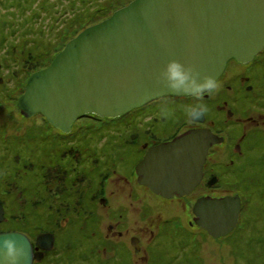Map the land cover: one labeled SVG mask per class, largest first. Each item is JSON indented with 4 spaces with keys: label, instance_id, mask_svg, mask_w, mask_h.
I'll use <instances>...</instances> for the list:
<instances>
[{
    "label": "water",
    "instance_id": "obj_1",
    "mask_svg": "<svg viewBox=\"0 0 264 264\" xmlns=\"http://www.w3.org/2000/svg\"><path fill=\"white\" fill-rule=\"evenodd\" d=\"M263 48L264 0H131L80 31L50 65L32 73L17 107L22 116L42 114L69 133L87 114L118 117L169 96L157 77L170 59L218 79L229 60L248 63ZM222 140L199 126L153 145L136 165L138 182L167 198L190 195L202 180L209 149ZM241 207L240 195H206L193 211L196 224L216 238L236 228ZM3 215L0 201V221ZM0 234L30 242V264L43 257L25 233ZM37 242L50 249L54 234L41 233Z\"/></svg>",
    "mask_w": 264,
    "mask_h": 264
},
{
    "label": "flooded vegetation",
    "instance_id": "obj_2",
    "mask_svg": "<svg viewBox=\"0 0 264 264\" xmlns=\"http://www.w3.org/2000/svg\"><path fill=\"white\" fill-rule=\"evenodd\" d=\"M2 36L4 37V35ZM3 59V57H0V74L3 75L0 76V83L4 79V74L9 72V70H1L2 67L5 68L6 66L1 62ZM8 77L10 78L9 75L6 78ZM217 81L219 83L218 90L211 96L206 95L202 101L207 106V111L204 113L205 120L198 121L196 119L188 118V122L187 120H184L182 123L178 122L176 125L178 130H174L171 136L173 138L180 132L192 127L206 126L223 137L222 142L213 145L209 149L206 162L203 165L202 180L193 190L194 192L200 188V194L193 198L192 192L190 195L184 197L175 195L171 199L177 203V206L175 205L176 207L174 209L178 214L183 212L190 214L189 210L191 212L190 208L192 207V218L188 217L186 221H182L181 217L176 215V217H174L175 219L163 220L161 218L164 222L161 220L156 222L155 219V222H153V217L150 216V214L154 211V207L159 205L160 202L164 203L171 200H168L170 198L153 192L148 185L139 183L137 179L138 176L135 171L136 165L144 157L148 149L153 145L172 138L162 135L163 138L156 141L155 136L159 134L153 133L152 140L145 137L142 138V136L141 138H138L137 135L138 139L135 142L129 137L128 142L125 144L122 141L124 136L120 135V137L115 138L116 140L112 147L119 148L124 146L122 147V152L124 154L122 165L125 170V176L122 175L124 172L122 174L119 173V168H113L108 179L112 177L113 173L115 175H120L121 178L124 179V182L127 183V188H130L128 189V197L117 198L115 203L111 205L113 209L108 215L113 222L108 224V230L112 235L103 228V219L100 229H96L92 233L94 236L91 239L87 238L86 240L84 233L88 234L89 232L87 231L91 230L86 225L72 227L71 230L68 231V224L66 223V220H64L62 221V224L59 223L58 227L55 229L52 227L55 216L51 211L49 213H44V211H38L36 208L35 211L29 210L30 213L27 211L28 214L21 212V214L16 213V216L12 217L11 215L13 213H8V209L4 203V218L0 221V232L20 231L25 233L32 241L34 250L37 252H43V257L40 260L35 259L32 264H191V262L194 261H196L197 264H202L201 261L204 256V250L200 245H202V240L206 239V236L211 235L205 229L196 225V215L193 211V205L196 202V199L206 195L222 196L230 194L229 192L224 193L219 190L222 188L219 185L226 179L224 176L225 173L230 172L228 169L230 164H236L237 167L249 171L258 169L264 164V147H259V145L257 146L256 144L258 137L264 136V128H262L264 127V50L256 56L254 60L248 63H242L236 59L229 60ZM3 87V85H0L1 94ZM12 91H14V89H12ZM11 94L8 93L10 96ZM183 98L185 99V102H183ZM172 100L177 104L182 103L178 110L181 109L186 112V114V107L193 103L192 99L187 97L172 96L169 101ZM169 101H162V99L159 98L156 101L150 102L148 108L157 104L168 103ZM243 102H246V104H243ZM256 102L258 104L257 106L254 105ZM153 118V116L147 118L146 122ZM32 127L34 126L29 128ZM148 127L151 128L149 125ZM183 127H185V130ZM29 128L25 130V133ZM154 129L158 132H164L162 126L157 125L153 127V130ZM255 132H258L261 135L257 134V136H254ZM46 139L47 138L39 139L38 144L40 146L44 145V147L48 148V145H50L48 143L50 136L47 141H45ZM66 139L67 138L64 140ZM60 143H63V140H61ZM219 145H221V147H218ZM4 149L7 154L12 155V159L14 158V160L16 159L15 156H17L20 151L18 147L14 148V146L7 143L5 144ZM10 149L13 150L12 154L9 152ZM115 149L117 148H110L109 150L115 152ZM130 155H133L136 159L130 167H127L129 159L131 158ZM59 157L60 159L62 158L61 155ZM5 159L6 158L2 157V148H0V172L3 170V165L19 167L18 160L16 162H14V160L13 162L9 161L6 164L4 163ZM97 160V162L94 161L96 165L91 164V168L93 169L94 167L96 170H99L98 174L100 177V174L106 173V168H108L112 161L107 159L106 155H98ZM52 164L53 163L45 164V167H47V170L50 172V176H52L54 172H60L58 169H61V164L64 165L65 163H56L59 165L57 170H51ZM71 167L77 175V163L75 165L71 164ZM130 173L132 175L131 178ZM80 175L84 176V173H80ZM94 180L96 179L92 178L91 185L85 190V192L86 194L90 192L91 195H88L90 200H97V212L101 215L99 209L101 207L100 204H104L108 207V204L110 203V199L106 196L108 190L106 187H108V184H105L104 181L101 185V177L97 182H94ZM36 181L38 180L32 182L34 188L36 186ZM214 181H216L214 185L210 184ZM41 187L42 186L40 185V188ZM0 191H4L1 178ZM96 191H100V194L97 197L92 198ZM129 197L130 199H128ZM43 199H40L39 201L37 197L34 198L37 205L42 204L41 202H43ZM134 199L138 202V205L136 206L137 209L130 206L134 205ZM80 202L82 201L80 200ZM158 202L159 204H157ZM178 203L181 207H179ZM179 208L184 209L180 211ZM134 211H136V217L133 214ZM141 211L144 212L142 217L148 224L140 225L139 228H131V216L137 218V215ZM39 214L42 215V218L39 217ZM160 217H162V214H160ZM42 221L46 223V226L41 224ZM21 222L23 225L18 226ZM48 223H50V225ZM64 231H66L67 235L70 234L71 238L74 237L73 239L75 242L73 240L72 244H74L76 248L71 252L68 250V247L65 248V245H68V242L66 236H63ZM44 232H51L54 234L53 246L50 249L42 248L37 242V236ZM145 233H149V238L147 240H145V237L143 236ZM226 237L227 235L211 238L215 239V241H217V239L222 240L221 244H223L224 247L228 245L229 241L232 242V248L238 245L236 241L230 239L227 240ZM119 240L121 241L118 242ZM133 240H135L136 245L133 244ZM65 242L66 244H64ZM257 244V248L252 250L251 253L254 251L258 253L263 252V254L258 258L250 256V258H252V263L250 264H264V244L261 245V241L259 240ZM36 247H38V250ZM84 250L86 253L83 254H85L86 257H83L81 252ZM74 257H79L80 259L75 261Z\"/></svg>",
    "mask_w": 264,
    "mask_h": 264
},
{
    "label": "rangeland",
    "instance_id": "obj_3",
    "mask_svg": "<svg viewBox=\"0 0 264 264\" xmlns=\"http://www.w3.org/2000/svg\"><path fill=\"white\" fill-rule=\"evenodd\" d=\"M128 1L129 0H118L113 3V5L115 4L114 6L109 5V6H112V9H113V11H111L109 15H111L116 9H119L120 7L124 6L126 3H128ZM43 3H44V6L42 5ZM101 3H98V1L96 0H67V2L65 0H37V2L33 0V3L31 0H3V1L0 0V24H1L0 26L4 28L3 25L7 24L11 30V31L10 30L3 31L0 29L1 31L0 37L2 35L6 37L3 39L1 38L0 57L4 58L3 60H1V62H3L6 65L5 68L2 67L1 70L2 71L9 70L8 73L4 74V79L0 83V85L4 86L2 88V94L0 92V125H1L0 127V138H1L0 148H2V157L6 158L4 160L6 164L9 161L13 162L14 158L12 159V155L7 154V152L5 151L4 149L5 144L6 143L10 144L11 146H14V148L18 147L19 150H22L24 154H29L30 153V148H29L30 141L29 140L32 135L25 133V130L31 126L37 127V125H41L45 121V118L43 117L42 114H36L32 118L30 117L29 119H27V117L25 118L21 116L19 112V109L17 107V101H18V97L25 90L27 78L34 71L38 70V68L42 66L44 67L48 66L53 60V58L65 47L67 41L70 38L74 37L77 33H79L84 28V26L86 27L90 26L91 24H95L104 19L102 17L105 15L107 11L104 12L103 10L100 12H95L96 11L95 8H98V4H101ZM10 6H15V8L12 9ZM66 13L68 14L66 15ZM36 14L37 16H35ZM89 16H91L92 19L89 18ZM74 18L78 19L77 23L76 21H74ZM90 19H91V22L89 23ZM85 20H88V23L86 25L82 24V22ZM52 24L55 25L53 28H52ZM69 24L71 25L69 26ZM66 26L69 27L67 28L68 30L67 35L66 36L63 35L61 37L58 36L61 32L60 29L65 28ZM44 29H45L44 32H39V31H43ZM49 40L53 42L52 47L44 46L45 43L40 48L36 47V44L38 43L41 44L42 42L44 41L47 42ZM15 43H17L18 45L17 48H14ZM24 51H26V54H24ZM8 75L10 76V78L9 77L6 78ZM0 76H3V75L0 74ZM12 89H14V91H12ZM8 93L10 94L12 93L11 96L8 95ZM167 100L169 101V99ZM183 102H185L184 98H183ZM243 104H246V102H243ZM254 105L257 106L258 105L257 102ZM131 118H134V116L133 117L131 116L130 119L128 120H131ZM120 120H123V119L121 118ZM75 121L76 123L73 126L72 131L69 132L70 134L66 140L63 139L64 140L63 143L65 142L67 143L68 140L75 141V138L73 137L72 133L77 134L78 131L80 133L85 130L86 132L89 133V136L96 138V140L98 139V141H96V143L91 146V147L98 148L100 146H103V140L104 142L106 140L105 144L108 142L110 136H112L111 133L114 132V138H115L118 135H120V132H125V130L126 131L128 130V126L125 124H122L121 121L118 122L117 124L118 126L116 127V129H113L116 126L115 125L116 122L111 123L112 128H108L109 126H106L105 129H102V128L99 129L100 126L103 125L102 120L97 119L96 117H93V116H88V115L79 117ZM151 121H154V118ZM120 124L123 127H120L119 126ZM152 124L153 123H151V125ZM148 128H149L148 126L146 128L142 126V127H138V130H140L142 138L145 137V138L152 140V137H153L152 132L150 133L148 132L149 135H146L147 133H145L144 131V130H147ZM174 129L175 127L171 126V128L167 130L166 132H160L159 135L155 136L156 141L161 140L163 138L162 135L168 138H172L171 136H172V132ZM183 129L185 130V127H183ZM44 132L46 133L45 135H43L44 139L45 138L48 139V137L50 136V140L48 141L50 145L48 146H52L54 142H57L59 146L60 143L57 140H60L61 137H59V134L57 131L54 130V133L56 137H59V138H56L53 131L51 132L50 129L48 128H44ZM101 134L103 135V138H101ZM78 135L76 138L79 137ZM126 136L131 137V140L133 142H135L138 139L137 135L134 134V132H128ZM255 136H257V134ZM47 139L45 141H47ZM122 141L126 144L128 142V139L124 137ZM256 144L257 146L259 145V147H264V137L259 136L258 141H256ZM80 147L86 153L91 154V150H89L88 148L86 147L83 148L84 146H82L81 144H80ZM218 147H221V145H219ZM34 148L36 149L35 154H39L41 152V150L37 146H34ZM12 152L13 150L10 149L11 154ZM73 152L75 151H72V155L75 154ZM53 154L50 153V154L43 155L42 159L44 160L46 164L63 162L66 164V168H70L71 164L74 165V163H70V160H71L70 158L73 157L71 154H68L64 159H60L57 151H54ZM121 155L123 156H120V152L117 149L115 152L110 151L106 153L107 159L112 161L110 162L109 167L110 165L114 163L115 169L119 168V171H120L119 173L122 174L124 172V174L122 175L125 176V170L121 163L124 157V154H121ZM130 156L131 158L129 159L127 167H130L136 159L133 155H130ZM92 157L95 158V157H98V155L93 154ZM94 158H91L90 161H86L84 159L86 161L87 171L91 172L90 175L93 174L91 164L93 165L95 164ZM17 160L18 158H16L14 162H16ZM263 162H264V159H263ZM77 163H79L77 164V166L80 167V170L81 168L83 169V166L85 164L83 165L82 163H84V161L83 162L80 161ZM51 168H52L51 170H57V168H59V165L58 164L51 165ZM228 169L230 170V172L225 173L224 176L226 178L239 177L242 180L243 187L258 192L261 197H262V194L264 196V193H263L264 192V182H263L264 164L261 165L260 168L255 169V170H250V171L243 170L242 168L237 167L236 164H230L228 166ZM48 173L50 172L48 171ZM54 173L58 174L57 175L58 181H62L61 172L60 173L54 172ZM54 173L52 176L56 175ZM74 174L76 175V173ZM63 175L65 176L66 174L64 173ZM86 175L87 174L85 173L83 181L85 184L91 185L92 178H94V176L90 177ZM131 177L132 175L130 173V178ZM106 183L108 184V187H106L108 188L106 196L110 199V203L109 204L107 203L108 207L105 206L104 204L103 205L100 204L101 207L99 209L102 215L101 219L104 220L102 226L106 231L109 232L108 224H111V222H113L110 216L108 215V213H111V210L113 209L111 205L115 203V200L117 198H120V197L125 198L126 196L128 197V193H129L128 189L130 187L127 188V183L124 182V179L121 178L120 175H115L114 173L112 174V177H110L109 179L107 178V180H105V184ZM222 184L224 185V182H222ZM222 184H220L219 186H221ZM199 190L200 188L195 190L196 192L195 191L193 192V198H195V196H198L200 194ZM27 194L28 195L25 194V196L21 195V197H18V199L16 198L14 199L15 202L19 204V207L24 197H27L29 195H31L32 197L33 195L37 196V194H34V193L32 194L27 193ZM99 194H100V191H96L94 195L95 197H97ZM148 198H151V197H148ZM128 199H130V197ZM171 199L172 198L168 200H171ZM133 203L134 205H130V206L134 207V209H137L136 206L138 205V202H136L134 199ZM157 204H159V202ZM159 205H156L154 207V211H152V213L153 212L154 213L150 214V216L153 217L152 219L153 222H155V220L157 222L159 220L163 221L166 219H169V220L175 219L174 217H176V215H179L182 221H186L188 217L192 218L191 216L193 215L192 207L190 208L191 212L189 210L190 214H187L184 212L178 214L174 209L177 206V203L174 200L167 201L164 203L160 202ZM179 207H181L180 204H179ZM21 209H22V206L19 209L15 208L12 211V213L21 214V212H19L21 211ZM179 209L181 211L184 208L183 209L179 208ZM38 211H41V209L38 208ZM135 212L136 211H134L133 214L136 217ZM143 213L144 212L141 211L137 215L138 216L137 218H134V216H131V219H130L131 228L133 227L139 228L140 225L148 224L145 221V219L142 217ZM160 214H162V217H160ZM148 234L149 233L143 234V236L145 237V240L149 238ZM110 235L112 234L110 233ZM211 237L212 236H206V239L202 240V245H200V247L204 250V256L202 258L201 263L202 264H234L233 256L235 255V253H237V251L232 252L233 251L232 242L229 241L228 245L224 247V245L221 244L222 240L217 239V241H215V239ZM120 241L121 240H119L118 242ZM64 244H66V242ZM81 252L83 256L85 255L83 253H86L85 250ZM261 254H263V252L258 253V252L253 251L250 254V256L258 258ZM74 258H75V261L80 259L79 257H74ZM240 263L243 264V262H240ZM191 264H197V263L196 261H194V262H191Z\"/></svg>",
    "mask_w": 264,
    "mask_h": 264
},
{
    "label": "trees",
    "instance_id": "obj_4",
    "mask_svg": "<svg viewBox=\"0 0 264 264\" xmlns=\"http://www.w3.org/2000/svg\"><path fill=\"white\" fill-rule=\"evenodd\" d=\"M31 1L33 3V0ZM35 1L37 2V0ZM65 1L67 2V0ZM96 1H98V3H101V2L103 3L98 4V8H95L96 10L95 12H100L103 10L104 12L107 11L105 15L102 17V18H106L109 16L111 11H113L112 6H109V5H113V3L118 0H106V1L96 0ZM42 5L44 6V3ZM10 7L12 9L15 8V6H10ZM35 16H37V14ZM89 18H91V16H89ZM91 19L89 20V23L91 22ZM74 21H76L77 23L78 19L74 18ZM87 23H88V20H85L82 22V24H85V25ZM70 25L71 24H69V26ZM3 26L4 28L0 26L1 30L3 31L10 30V27L7 24ZM54 26L55 25L53 24L52 28ZM65 28L60 29L59 27L61 32L58 36L61 37L63 35L65 36L67 35V31H68L67 28L69 27L66 26ZM44 31L45 29L39 32H44ZM43 44L44 46L52 47L53 42L51 40L47 42L44 41L41 44L39 43L36 44V47L40 48ZM17 46H18L17 43H15L14 48H17ZM24 54H26V51H24ZM43 67L44 66L40 68H43ZM171 97L172 96H164V97H161L160 99L164 101V100L170 99ZM156 100H153V101H156ZM169 102L170 103L157 104L155 106H151L148 108V106H150V102H149L140 108H136L132 110L131 112L124 114L122 116H118V117H101V116H96L94 114H87V115L93 116V117H96L97 119L102 120L103 125L100 126L99 129L101 128L105 129L106 126H109L108 128H112L111 123H115V122H116L115 124L116 126L113 129H116V127L118 126L117 125L118 122L121 121L122 124H125L128 126V130L127 131L125 130V132H120V135H123L124 137L128 139L129 136H126L127 133L134 132V134L138 135V138L139 137L141 138V133H140V130H138V127L144 126V128H146L149 125L151 126V128L144 130L145 133L148 134V132L149 133L152 132V134L153 133L160 134V132H158L157 130L155 129L153 130V127L157 125L162 126V128H164V132H166L167 130L171 128V126L175 127L174 130H178V128H176V125L178 122L182 123L184 120H187L188 122V118L190 117L186 114V112L182 111L181 109L178 110V108L181 107L182 103L177 104L173 100ZM131 116L132 117L134 116V118H131V120H128L130 119ZM151 116L154 117V121L149 120L148 122H146V119ZM121 118L123 120H120ZM75 123L76 121L73 123L72 129ZM151 123L153 124L151 125ZM119 126L123 127L121 124ZM44 128L50 129V131L51 132L53 131V133H54V130L57 131L59 134V137L63 136L60 138L61 140L68 138L70 134V133H64L60 131L58 128L52 126L46 120V118L43 124L37 125V127L29 128V130L26 133L32 135L29 140L30 141L29 142L30 153L24 154L23 151L20 150L17 156H15L16 158H18L19 167H11L8 165H3L2 167L3 170L2 172H0V178L3 181L4 191L2 192L0 191V200H2V203H4L5 206L7 207L8 209L7 211L9 214L12 213V211L15 208L19 209L21 208V206H22V209L19 212H24V214H26L27 211L29 212V210L35 211L36 208L37 210L38 208H40L41 211H44V213L46 212L49 213L51 211V213L54 214L55 216V219H53L54 222L52 226L55 229L58 227L59 223L62 224V221L64 220H66V223L68 224V231H70L72 227L86 225L91 230L87 231L89 232L88 234L84 233L86 237L85 239L86 240L87 238L91 239L94 236L92 233L96 229L97 230L100 229L101 224H102V219H101V215L97 212V209H98L97 200L96 199L90 200V197L88 196V195H91L90 192H88L87 194L85 192V190H87V188L90 187L89 186L90 184L87 185L84 183L83 181L84 176L80 175V173H84V174L86 173L87 174L86 176H90V177L94 176V179H96L94 180V182H97V180L101 177V184H103L104 181L107 180V178L109 177L113 168H115L114 163L110 165V167L108 166V168H106L107 170L106 173L100 174V177H99V174H98L99 170H96L95 168L92 169L93 174L90 175L91 172L87 171L86 169V161L91 160V158H94L92 157L93 154L94 155H106L105 152L108 153L110 151L109 150L110 148H117V150L120 152V156H123L121 154H123L122 147L124 146L119 147V148L112 147L113 141L116 138V137L114 138V132H113L111 133L112 136H110L106 144H105L106 140L105 142L103 140V146H100L98 148L91 147L92 145L96 143V141H98V139L96 140V138L89 136V133L84 130L85 132L82 131L79 133L78 131L77 134L72 133L73 137L75 138V141L68 140L67 143L66 142L60 143L61 140H57L60 143L59 146L57 142H54L52 146H49L47 148V147H44V145L40 146L38 144L39 139H44L43 135L46 134L44 132ZM255 133L258 135H261L258 132H255ZM77 135L79 136L78 138H76ZM120 135H118L117 137H120ZM59 137H56V138H59ZM101 138H103L102 134H101ZM80 144L84 146L83 148L86 147L89 150H91V154H88L84 150H82L80 147ZM34 146H37L41 150L39 154H35L36 149L34 148ZM57 150H58L57 152L58 156L60 155L62 156L61 159H64L68 154L72 155V151H75L73 152L75 153L72 155L73 157L70 158L71 159L70 163H74V165L77 162L84 161V163H82L83 165L85 164L83 166V169L81 168L80 170V167L77 166L78 167L77 176L74 174V169L72 167L68 169L65 168L66 164L64 165L61 164L62 165L61 169H59L61 172L62 181H58L57 179L58 174H56L55 176H50V174L48 173L47 167H45L46 163L44 162L42 157L45 154H50V153L53 154V152ZM123 160H124V157L122 161ZM94 161L96 162L98 161L97 157L94 158ZM52 165H57V164L53 163ZM64 173L66 174L65 176L63 175ZM67 175H69V177H67ZM35 180H38V181H36V186L34 188L32 186V182ZM223 182H224V185L221 183L222 188L219 189L221 190L220 192L240 193L242 198L244 199L238 225L231 233L227 234V237H226L227 240L229 239L234 240L238 243V245L234 247L232 251V252L237 251V253H235V255L233 256L234 264H241L240 262H243V264H250L252 263V258H250V254L252 250H255L257 248L258 240L261 241V245L264 244V196L262 194V197H261L258 192L243 187L242 180L239 177H228L225 179V181L223 180ZM263 182H264V178H263ZM40 185L42 186L41 188H40ZM45 192H46V196H45ZM27 193L29 194L34 193V194H37V196L33 195L32 197L31 195H29L27 197H24L19 207V204H17L14 199L15 198L18 199V197H21V195L23 196H25V194L28 195ZM35 197H37L39 201L40 199H43L44 197L45 198L43 199V202H41L42 204L37 205L34 200ZM92 198H95V195H93ZM80 200L82 202H80ZM11 216L15 217L16 213H13ZM39 217L42 218V215L39 214ZM41 224L42 225L44 224L43 226H46V223L44 221H42ZM48 224L50 225V223ZM22 225L23 223L21 222V224L18 226H22ZM66 231H64L63 236H66L68 245H65V246L68 247V250L71 252L76 248V246L72 244V241L74 239L70 237V234L67 235ZM83 257H86V255H84Z\"/></svg>",
    "mask_w": 264,
    "mask_h": 264
},
{
    "label": "clouds",
    "instance_id": "obj_5",
    "mask_svg": "<svg viewBox=\"0 0 264 264\" xmlns=\"http://www.w3.org/2000/svg\"><path fill=\"white\" fill-rule=\"evenodd\" d=\"M157 78L170 90L169 96L192 99L193 103L186 107L187 114L192 119H199L207 111V106L202 102L204 97L213 95L219 88L214 76L201 74L194 66L178 59L168 60L160 69ZM225 195H240L243 206L244 199L240 193ZM30 262V242L25 245L12 235L0 239V264H30Z\"/></svg>",
    "mask_w": 264,
    "mask_h": 264
},
{
    "label": "bare ground",
    "instance_id": "obj_6",
    "mask_svg": "<svg viewBox=\"0 0 264 264\" xmlns=\"http://www.w3.org/2000/svg\"><path fill=\"white\" fill-rule=\"evenodd\" d=\"M60 130V129H59ZM61 131V130H60Z\"/></svg>",
    "mask_w": 264,
    "mask_h": 264
}]
</instances>
